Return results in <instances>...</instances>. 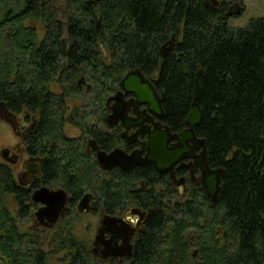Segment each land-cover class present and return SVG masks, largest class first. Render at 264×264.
<instances>
[{"label":"trees","instance_id":"1","mask_svg":"<svg viewBox=\"0 0 264 264\" xmlns=\"http://www.w3.org/2000/svg\"><path fill=\"white\" fill-rule=\"evenodd\" d=\"M14 4L19 8L11 12L10 0H0V100L16 113L25 109L38 114L33 142H44L46 134L55 140L65 123L84 124L85 115L81 120L75 112L65 115L63 97L77 93L75 80L83 76L90 81L96 111H102L100 97L117 90L121 79L136 69L163 95L162 123L171 132H181L200 69L205 73L200 78L202 117L195 135L205 142L210 168L223 170L215 204L204 194L198 200L196 193L179 201L153 165L104 180L95 164L74 160L63 137L66 149L60 159L72 162V175L68 176V167L62 169L56 155L43 169L46 183L57 180L64 170L71 194L49 254L63 252L62 260L68 264H92L69 225L81 218L74 210L77 200L97 190L106 214H113L124 197L150 210L127 264H264V17L253 18L244 27L229 26L228 17L209 0H14ZM28 19L44 25L41 36L35 25L24 26ZM169 41L172 49L160 56ZM52 85L59 86L61 95ZM102 137L96 139L106 144L108 139ZM30 192L17 187L9 169L0 164V264L46 262L47 247L40 235L22 232L18 226V221L29 218ZM11 198L18 206L16 215ZM190 229L196 233L195 259L186 238Z\"/></svg>","mask_w":264,"mask_h":264},{"label":"flooded vegetation","instance_id":"2","mask_svg":"<svg viewBox=\"0 0 264 264\" xmlns=\"http://www.w3.org/2000/svg\"><path fill=\"white\" fill-rule=\"evenodd\" d=\"M225 5L226 4L224 2L217 0V6L214 7L215 9H220L223 17H226L229 13L234 12V10L240 9L238 4L229 8H226ZM33 22L34 20L28 19L25 21L24 26L26 28H31L33 26ZM101 54L104 58L103 50H101ZM106 61H108V59ZM11 82L13 83L14 80H11ZM87 82L90 83V81L83 76L75 80L74 85L77 93L63 97V99H65L67 103L65 115L69 117L74 113L71 110L69 101L83 94V98L85 97L88 99L94 107L92 108V111L88 112V114L85 113L84 110L83 112H75V114H77V118H79V120H81V117H84L85 115L82 120L84 121V124L88 123L90 126L86 128V126L82 124L83 122H77L81 124L80 127L74 124L65 123L61 127V131L55 140H48V134H46L44 142L42 143H39L38 140L37 142L32 141L38 125V114H33L25 109L16 113L9 110L5 103L0 100V123L5 124L7 130H5L1 124L0 127H2L4 131H8V133L11 132V134L15 137L12 148L0 146V164L9 169L17 187H20L23 190L31 191L30 201L32 193L40 188H46L53 191L62 190L66 196V204L59 217L54 221L50 217H37L35 213L41 205L34 204L31 201L32 208L28 220L30 219L39 225V229L35 232H29L28 230L25 231L40 235L41 243L43 246L46 244L47 248L45 249L48 252V255H50L49 247H51V241L62 228V217L68 210V203L71 199L70 191H68L65 187L69 186V182H64L66 177V175H63L65 174L64 170H61V175L59 173L57 180L51 183H46L45 176L43 174L44 165L50 161V157H54L56 155L55 159L59 160L62 169H64V167H68V176L72 175L73 170L70 169L72 162H65L63 159H60L62 153H64V150L66 149L62 138H66L67 144H69V147H67L66 150L70 152L74 151V160L93 166L95 164L102 179L111 181V179L116 177L115 175L119 173H130L137 168L149 164L139 166L132 171H123L118 167L103 170L97 162V154H104L105 156H108L116 150H119L124 154H130L132 151L138 149L140 147V143L146 139V135L144 134L145 131L154 130L158 123L164 125L161 121L162 119L146 113L144 111V105L136 106L132 94H119L118 99L110 100L116 93H118L119 88L115 91L109 92L104 97H100V100H102L103 110H99L100 112L96 111L97 96L92 92L91 83L86 84ZM54 86L57 87V90L55 91L52 89L53 92L56 95H61L59 94L61 91L59 86ZM83 86H86L84 90L82 89ZM80 88L82 90H80ZM118 106H121L122 108L120 115L111 117L112 112L117 110ZM125 110L128 111V116L126 118L124 114H122ZM140 116L144 117V120L141 123H137ZM128 120H130V122H135V129H130L127 134L128 137L124 140L121 137L124 131L121 124ZM66 124L75 126V128L78 129L79 134L75 137L66 135L64 132V126ZM48 131L49 128L46 125L45 132L48 133ZM135 133L139 134H137L134 138L132 135ZM100 135L103 136L102 138L108 139L106 144H103L102 141H98V139H96V137H100ZM110 140H113L112 142H114L113 148L110 146ZM199 152L200 150L197 151V154ZM188 163L189 160L183 161V165ZM178 166L179 164H176L170 174H161L155 169L159 175L164 176L171 188L170 190L173 198L175 200L184 201L186 198L190 197L192 193H196L195 197H198V200L200 198L199 196H202L203 194L209 200L207 195L199 186L200 181L198 178L200 172L196 171L194 175L191 176L189 170H185L184 168H180ZM15 168L17 172H15ZM42 182H44V184H42ZM99 190L102 192L101 189ZM194 190L196 192H193ZM96 191L97 190H92L91 192L83 193L74 206L76 214L80 217L87 214L99 217L100 221L94 238L87 240L76 232L74 226L70 225L69 228L73 230L78 243H83L86 246L90 259L92 260V264H127V262L132 260L134 244L139 235L143 232L144 224L150 214V210L144 209L135 202H128L124 197L119 205H115L113 214H106L104 213L101 202L97 200L98 192ZM85 195L88 197V211L82 213L79 211L77 205ZM131 195L135 196V193H131ZM11 199H13L14 202L15 211L13 212L14 215H16L18 206L14 198ZM99 203L101 206L99 205L98 207ZM23 222L25 221H18V226L22 232L23 230L21 227L22 224H24ZM127 248L130 249V255H127ZM58 254H63V252Z\"/></svg>","mask_w":264,"mask_h":264},{"label":"water","instance_id":"3","mask_svg":"<svg viewBox=\"0 0 264 264\" xmlns=\"http://www.w3.org/2000/svg\"><path fill=\"white\" fill-rule=\"evenodd\" d=\"M211 6H217L216 0H209ZM240 9L234 10L232 13H239ZM229 13L228 15L232 14ZM173 42L169 41L161 47L160 56H164L167 51L171 50ZM204 71L198 69L194 78L192 89L190 110L186 117V127L179 133H172L166 125L157 124L154 130L145 131L146 139L140 143V147L130 154L121 153L116 150L105 156L97 154V162L101 169L106 170L118 167L123 171H132L144 164H152L161 174H170L174 166L189 170L190 175H194L196 171L200 172L199 186L209 198L212 204L218 201L221 193V180L223 170L221 168H210L207 160V152L203 139L195 135V128L199 125L202 111L200 107L201 99V81ZM119 91L110 100H116L119 94H132L136 106L144 105L145 112L152 114L159 119L163 117L162 102L163 95L157 93L150 80L139 70H133L127 73L118 84ZM121 106L112 112L111 117H116L121 113ZM4 110V109H3ZM128 111H124L125 118ZM144 117H139L137 123H141ZM135 122L130 120L121 124L123 128L122 138L126 140L130 129H135ZM111 125V124H110ZM135 133L132 137H136ZM200 152L197 154V151ZM184 160L189 163L183 165ZM31 201L34 204L41 205L35 215L39 218H52L56 220L62 212L66 204V196L62 190H49L40 188L31 195ZM88 197L85 195L77 207L80 212L88 211ZM127 248V255H130Z\"/></svg>","mask_w":264,"mask_h":264},{"label":"rangeland","instance_id":"4","mask_svg":"<svg viewBox=\"0 0 264 264\" xmlns=\"http://www.w3.org/2000/svg\"><path fill=\"white\" fill-rule=\"evenodd\" d=\"M217 1V0H216ZM224 2L226 5V8L232 7L235 4H238L240 6V12L239 13H232L230 15H227L228 20L227 23L229 26L233 27H244L248 24V22L257 17H264V0H219ZM10 6H11V12H15L18 8L14 4V0H10ZM226 17V18H227ZM33 25H35L39 31V36L43 34L44 25L41 23L33 22ZM103 55L105 60H107L108 54L105 50H103ZM86 84H90L87 82ZM86 86H83V90ZM53 90H57V87L54 85L51 86ZM80 88V90H82ZM85 98V97H84ZM83 94L79 95L77 98L72 99L69 101V105L71 106L72 112H84L88 114V112L92 111V108L94 107L88 99H84ZM86 106V107H82ZM77 110V111H76ZM98 113V112H97ZM5 130L7 128L5 127V124L0 123ZM64 132L66 135L70 137H75L79 134V131L75 126L66 124L64 126ZM15 137L11 134V132L8 133V131H4L2 127H0V146L12 148L14 144ZM15 172H17L15 168ZM9 205L12 211H15V206L13 199H9ZM72 219V218H71ZM71 225L75 227V230L78 234L83 236L87 240H91L95 236V232L99 225V217L98 216H92V215H84L79 220L75 221L72 219ZM21 229L23 231L28 230L29 232H35L39 229V225H37L35 222L31 221L30 219L23 222ZM70 226V225H69ZM186 238L188 242L191 245L190 248V256L192 259H195L196 256V249L192 248V246L195 245V239H196V233L193 232L192 229L188 231L186 234ZM63 254H50L46 258L45 264H68V261H63L62 258Z\"/></svg>","mask_w":264,"mask_h":264}]
</instances>
